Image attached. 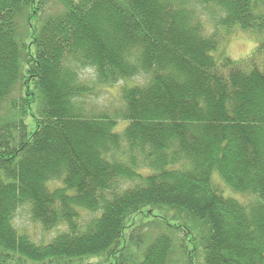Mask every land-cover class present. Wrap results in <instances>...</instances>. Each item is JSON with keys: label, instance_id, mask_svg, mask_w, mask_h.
Listing matches in <instances>:
<instances>
[{"label": "trees", "instance_id": "obj_1", "mask_svg": "<svg viewBox=\"0 0 264 264\" xmlns=\"http://www.w3.org/2000/svg\"><path fill=\"white\" fill-rule=\"evenodd\" d=\"M45 2L0 0V264H264V0L69 1L20 44ZM219 28L260 38L232 59ZM85 67L148 81L93 108ZM22 205L65 228L32 241Z\"/></svg>", "mask_w": 264, "mask_h": 264}, {"label": "rangeland", "instance_id": "obj_2", "mask_svg": "<svg viewBox=\"0 0 264 264\" xmlns=\"http://www.w3.org/2000/svg\"><path fill=\"white\" fill-rule=\"evenodd\" d=\"M69 1L78 3L82 0H46L41 9L37 11L34 10L35 6L32 8L19 7L15 15L17 24L16 39L18 42L25 46L30 45L33 31L39 28L49 15L61 13ZM205 19L203 18L202 20L206 24L205 30L207 33L214 32V26L206 23V21H210V16L206 15ZM216 31L218 35L220 34V42L216 55L219 52H222L224 55H227L232 59L246 57L254 48L257 40L260 38L258 35L248 34L247 32H243L235 28L231 29L230 32L227 30V33L224 28L216 29ZM79 76L81 80L85 81L90 88V91L83 97V100L87 101L93 108L97 106H119L121 104V91L125 85H129L130 82L144 84L148 81V76L139 75L132 77L129 81L120 80L109 86H96L93 84L95 81L94 72L90 67L82 68L79 71ZM120 126H123L122 121L118 123L117 129H121ZM225 192L226 194H229L230 191L226 189ZM84 217L88 219L90 218L88 215H84ZM13 223L16 227H18V229L25 232L32 241L43 244L49 242L55 235L65 228L63 226L61 228L55 227L49 230L43 229L40 223L33 222L30 219L27 205H22L17 209L13 218ZM153 233H155V230ZM179 235L182 236V233L180 232Z\"/></svg>", "mask_w": 264, "mask_h": 264}]
</instances>
